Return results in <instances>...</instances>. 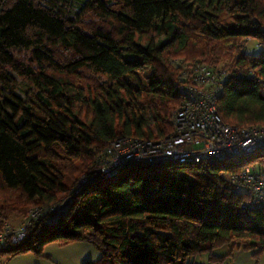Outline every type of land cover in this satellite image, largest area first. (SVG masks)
I'll list each match as a JSON object with an SVG mask.
<instances>
[{
  "label": "trees",
  "instance_id": "trees-1",
  "mask_svg": "<svg viewBox=\"0 0 264 264\" xmlns=\"http://www.w3.org/2000/svg\"><path fill=\"white\" fill-rule=\"evenodd\" d=\"M250 38L263 49L246 52ZM171 57L229 62L222 120L264 124V0H0V221L46 207L0 254L55 241L92 243L101 256L83 264H222L229 243L262 254L264 210L229 176L264 151L100 171L113 139L171 134L184 97Z\"/></svg>",
  "mask_w": 264,
  "mask_h": 264
},
{
  "label": "built area",
  "instance_id": "built-area-1",
  "mask_svg": "<svg viewBox=\"0 0 264 264\" xmlns=\"http://www.w3.org/2000/svg\"><path fill=\"white\" fill-rule=\"evenodd\" d=\"M179 75L183 101L174 112L171 134L161 139L119 136L105 148L100 171L109 175L131 162L176 160L223 161L244 154L264 151V124L234 126L224 122L218 112V99L226 75L217 69L196 64L190 73ZM234 189L249 194L247 205L264 210V164L258 160L244 165L229 176ZM46 207L31 209L19 228L8 221L0 223V250L7 241L21 240L26 228ZM1 217V215H0Z\"/></svg>",
  "mask_w": 264,
  "mask_h": 264
},
{
  "label": "rangeland",
  "instance_id": "rangeland-1",
  "mask_svg": "<svg viewBox=\"0 0 264 264\" xmlns=\"http://www.w3.org/2000/svg\"><path fill=\"white\" fill-rule=\"evenodd\" d=\"M262 49L263 46H260V43L255 38L247 39L245 42L244 50L246 52L258 53ZM170 62L174 67L178 68V75L185 69L188 70L187 74H189L191 69L196 67V64L211 69H217L222 76L226 75V78L231 72L229 62H224L216 67L210 66L204 61L188 60L185 57H171ZM17 92L21 94L19 91ZM176 109L172 111L169 119L172 118ZM84 181V179H81L80 184ZM35 207L37 206L29 205L23 213L17 210L10 212L7 217H3V220L8 221L11 227L19 228L24 224L27 213ZM0 223L2 224L3 221H0ZM214 252L217 255L231 253V256L222 264H264V251L259 256H255V251L239 248L238 245H234V243L226 244L216 249ZM100 256V251L92 243L76 241L62 244L61 242L55 241L48 243L44 247L43 255L40 256L31 251L18 253L14 256L11 254H0V264H83L87 261H95L99 259ZM194 260L197 264H208V254L204 253L195 256Z\"/></svg>",
  "mask_w": 264,
  "mask_h": 264
},
{
  "label": "bare ground",
  "instance_id": "bare-ground-1",
  "mask_svg": "<svg viewBox=\"0 0 264 264\" xmlns=\"http://www.w3.org/2000/svg\"><path fill=\"white\" fill-rule=\"evenodd\" d=\"M73 194V193H72ZM34 220V219H33ZM36 220V219H35ZM31 225V224H30ZM27 230V229H26ZM10 243V242H9Z\"/></svg>",
  "mask_w": 264,
  "mask_h": 264
},
{
  "label": "crops",
  "instance_id": "crops-1",
  "mask_svg": "<svg viewBox=\"0 0 264 264\" xmlns=\"http://www.w3.org/2000/svg\"><path fill=\"white\" fill-rule=\"evenodd\" d=\"M208 264H210V263H208Z\"/></svg>",
  "mask_w": 264,
  "mask_h": 264
}]
</instances>
